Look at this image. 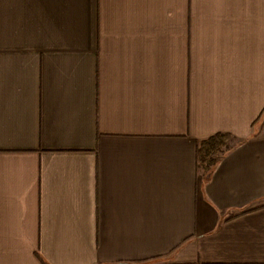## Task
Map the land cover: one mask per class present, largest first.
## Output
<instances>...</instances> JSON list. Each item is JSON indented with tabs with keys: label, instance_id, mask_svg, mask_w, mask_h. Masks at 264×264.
I'll return each mask as SVG.
<instances>
[{
	"label": "crops",
	"instance_id": "crops-1",
	"mask_svg": "<svg viewBox=\"0 0 264 264\" xmlns=\"http://www.w3.org/2000/svg\"><path fill=\"white\" fill-rule=\"evenodd\" d=\"M37 252L264 264V0H0V264Z\"/></svg>",
	"mask_w": 264,
	"mask_h": 264
},
{
	"label": "trees",
	"instance_id": "trees-1",
	"mask_svg": "<svg viewBox=\"0 0 264 264\" xmlns=\"http://www.w3.org/2000/svg\"><path fill=\"white\" fill-rule=\"evenodd\" d=\"M238 143V140L227 133H218L199 142L197 145V167L202 175L210 176L219 161L228 155ZM36 255L43 264H47L39 252Z\"/></svg>",
	"mask_w": 264,
	"mask_h": 264
}]
</instances>
